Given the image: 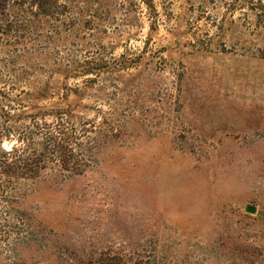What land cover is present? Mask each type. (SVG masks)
Instances as JSON below:
<instances>
[{"label":"rangeland","instance_id":"rangeland-1","mask_svg":"<svg viewBox=\"0 0 264 264\" xmlns=\"http://www.w3.org/2000/svg\"><path fill=\"white\" fill-rule=\"evenodd\" d=\"M0 264H264V0H0Z\"/></svg>","mask_w":264,"mask_h":264},{"label":"water","instance_id":"water-1","mask_svg":"<svg viewBox=\"0 0 264 264\" xmlns=\"http://www.w3.org/2000/svg\"><path fill=\"white\" fill-rule=\"evenodd\" d=\"M247 210H249V211H253V208H247Z\"/></svg>","mask_w":264,"mask_h":264}]
</instances>
